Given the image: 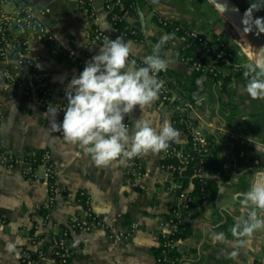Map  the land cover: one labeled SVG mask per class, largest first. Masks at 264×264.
Returning <instances> with one entry per match:
<instances>
[{
  "label": "crops",
  "instance_id": "0c3cea01",
  "mask_svg": "<svg viewBox=\"0 0 264 264\" xmlns=\"http://www.w3.org/2000/svg\"><path fill=\"white\" fill-rule=\"evenodd\" d=\"M240 1L245 11L251 0ZM28 2L65 52L53 55L46 43L29 41L28 57L34 60L37 74L61 98H66L70 78L83 69L106 36H121L129 42V59L136 66L160 43L159 54L168 66L157 73L158 79L191 103L187 114L212 145L213 158L232 170L230 178L224 179L219 171L206 167L204 176L216 181L217 191L212 200L196 197L191 233L179 244V264H264V227L244 235L232 231L250 210L234 194L264 181V98H251L244 91L245 72L229 67L228 59L219 62L212 58L219 64L217 69L230 77L225 89L209 73L198 75L183 60L190 52L215 56L220 41L234 51L236 65L247 64L250 58L237 43L247 46L248 42L223 13L210 0H141L135 7L121 6L118 17L137 30L140 38L135 39L114 27L104 0H93V20L77 0ZM254 16H264V8L254 10ZM159 18L195 30L208 46L192 48L189 39L162 26ZM165 36L168 38L162 41ZM6 68L0 60V159L10 154L14 162L0 163V264H21V253L33 250V235L47 245L49 232L75 216L86 228L71 231V264H154L169 229L167 213L175 202L173 176L161 164L165 150L97 165L83 147L52 130L50 117L43 115L46 110L30 93L4 81ZM177 105L179 102H166L158 95L142 108L135 106L124 122L131 128L143 116L159 127L168 118L180 131L179 141L170 142L168 148L183 147L188 134L175 120ZM62 118L58 111L56 120ZM43 152L48 154L52 170L49 177L44 163L26 161ZM81 193L88 209L78 199ZM88 211L103 226L96 225ZM258 215L264 216V210H258ZM220 232L223 239H213ZM9 242L15 243L14 249L7 248Z\"/></svg>",
  "mask_w": 264,
  "mask_h": 264
},
{
  "label": "clouds",
  "instance_id": "9594fccd",
  "mask_svg": "<svg viewBox=\"0 0 264 264\" xmlns=\"http://www.w3.org/2000/svg\"><path fill=\"white\" fill-rule=\"evenodd\" d=\"M264 8V0H251L240 19L244 33H264V16H254V10ZM239 27V26H238ZM168 37L162 38L166 40ZM160 43L153 52L142 58L140 66L130 60L131 46L121 36L105 37L98 50L86 62L78 74L65 86L67 103L63 118L56 120L59 107L49 104L43 113L50 117L51 128L69 142L79 144L91 155L97 165L109 163L113 158H132L142 153L166 150L170 142H178L180 131L168 118L159 127L151 119L140 116L130 128L124 121L135 106L142 108L158 98L163 82L157 73L165 70L168 61L159 54ZM37 67H41L37 64ZM244 91L251 98H264V65L260 60L249 65ZM248 210L247 218H240L232 227L237 235L251 234L264 227V181L254 182L244 192H236L234 198ZM224 233H216L213 239H223ZM9 242L7 248H15Z\"/></svg>",
  "mask_w": 264,
  "mask_h": 264
},
{
  "label": "built area",
  "instance_id": "2783aa9c",
  "mask_svg": "<svg viewBox=\"0 0 264 264\" xmlns=\"http://www.w3.org/2000/svg\"><path fill=\"white\" fill-rule=\"evenodd\" d=\"M77 2L82 11L93 20V0H77ZM104 3L107 13H111L115 6H122V0H104ZM113 18L118 19L119 17L114 15ZM158 22L175 32H178L180 29L179 25L170 23L166 19L159 18ZM183 35L195 47L208 46V42L204 37L195 30H185ZM31 39H37L46 43L53 55L65 54L56 36L47 30L41 17L32 10L28 0H0V60L7 65L3 74L4 81L13 88L30 93L32 98L45 110L49 104H54L63 113L65 98L56 95L54 89L48 84L46 79L37 74L34 60L28 57L29 41ZM219 46L225 47V44L219 42ZM214 54L215 60L223 58L221 51H215ZM231 57L232 54L228 53L224 59ZM183 60L195 71L205 73L211 72L214 67L217 68L219 65H204L192 56H185ZM10 63L14 65L13 71L8 68V64ZM159 95L163 101L170 103L174 101L179 102V105L176 106L177 113L175 120L179 124L186 126V133L191 136V145L188 150L168 148L164 151V157L176 155L182 162L187 163L193 153L199 154L200 158L193 168V173L198 175L200 180L206 184L207 178L204 176L206 164L204 161L213 156L211 151L205 146L206 139L202 130L194 124L187 114V111L192 107L191 103L183 101L178 94L171 91L165 85L160 89ZM26 161L29 163H44L45 175L47 177L51 176L52 170L48 163V154L46 152L38 155L32 154L30 155V159H26ZM1 162L11 165L14 162V158L12 155L6 154L3 159H0ZM166 169L171 173L169 166ZM172 189L175 194V202L172 203L166 217L169 229L162 237L154 264H179L178 252L182 239L175 236L179 229V218L183 212L189 211L191 203L196 199L190 192V187H183L177 180H173ZM81 194L83 196V193ZM88 215L90 216L89 213ZM90 218L95 221L96 225L103 226L95 217L90 216ZM76 227L83 230L86 228L82 222L75 218L71 226L69 225L62 229L52 239L51 247L47 248V250L42 249L43 244L38 237H32L30 241L33 250L23 251L20 255V262L22 264H71L70 259H72L73 248L68 234Z\"/></svg>",
  "mask_w": 264,
  "mask_h": 264
},
{
  "label": "trees",
  "instance_id": "16d2710c",
  "mask_svg": "<svg viewBox=\"0 0 264 264\" xmlns=\"http://www.w3.org/2000/svg\"><path fill=\"white\" fill-rule=\"evenodd\" d=\"M141 2V0H122V6L124 7H135L136 5H138ZM121 6H115L113 8V10L111 11V13H108L114 27H116V29H118L119 31L125 33L127 36L133 37L135 39H139V35L138 32L135 28L131 27L130 25H128L127 23H125L123 20L121 19H114L113 16L114 15H119V8ZM178 25V24H177ZM185 31V29H183L182 27H180L178 33L179 34H183ZM264 35V33H263ZM219 42H217V45L215 46V51H221L222 52V57L221 59H219V62H224L226 61V59H224L225 56L228 55V53L232 54V57L228 59V66L232 67V69H236V70H241V71H248L249 69V65L251 64H245V65H236L237 62V56L235 55L234 51L228 49L227 47H220L219 46ZM192 48H194L193 45H191ZM187 56H192L193 58L197 59L198 61H200L202 64H215V62L213 61V57H215L214 55L210 54L206 57H199L198 56V52H190L189 55ZM253 65V64H252ZM254 66V65H253ZM8 68L13 71L14 70V65L13 63L8 64ZM196 73L199 75L200 73H203L201 71H196ZM209 74L213 77L214 81H220L221 82V86L223 89L226 88V84L228 83L230 77L228 75H224L219 69H217L216 67L213 68V70L211 72H209ZM67 103V100L65 98V104ZM183 127V129L187 132V127L184 125H181ZM191 145V136L188 135V141L186 143L185 146L183 147H178V148H182L183 150H188L189 147ZM205 146L207 147V149L209 151H211L212 153V145L210 144L209 141H205ZM200 158V155L197 153H193L191 155V159L187 162L184 163L181 161V159L179 157H177L176 155H171L168 157H163L161 160V164L164 168H166L167 166H169V170L171 171V175L173 176V180H177L179 181L183 187H187L190 186V192L197 198H199L201 201L204 199H210L212 200L215 196V193L217 191V183L214 180H207V183L204 184L201 180L200 177L196 174L193 173V168L197 162V160ZM27 159H30V156L27 157ZM205 164L206 167L212 169V170H216L219 171L221 176L224 179H228L230 178L231 175V168L230 167H225L220 161H218L217 159L212 158H207L205 159ZM35 164V163H32ZM174 167V168H172ZM49 192H52V186L50 184L49 187ZM78 199L81 201L82 205L88 209V206L86 205V201L84 196L82 195H78ZM197 201L194 200L191 205H190V209L189 211L183 212L179 218V229L176 232L175 236L177 238L180 239H184L186 238L190 233V223L192 221V219L195 216V208L197 207ZM91 217H95V215L91 212L88 211ZM74 231L77 232H82L83 229L81 228H75ZM69 236H71V232H69L68 234ZM37 237V236H35ZM45 246H47L46 244L42 245V249H45ZM35 257V256H33ZM69 261V259H68ZM71 261V259H70ZM22 264V263H21ZM253 264H260L259 262H254Z\"/></svg>",
  "mask_w": 264,
  "mask_h": 264
},
{
  "label": "water",
  "instance_id": "95a60500",
  "mask_svg": "<svg viewBox=\"0 0 264 264\" xmlns=\"http://www.w3.org/2000/svg\"><path fill=\"white\" fill-rule=\"evenodd\" d=\"M230 21H233L234 24L242 31V26H240V19L243 14V10L237 5L234 0H210ZM243 32V31H242ZM247 36V39L251 38L254 41L255 47L251 43L250 51L251 58L247 61V64H253L254 61L258 59L259 54H262L264 58V35L263 33L255 34V32L244 33ZM248 42V46L250 44ZM256 48V49H255Z\"/></svg>",
  "mask_w": 264,
  "mask_h": 264
},
{
  "label": "rangeland",
  "instance_id": "374dc122",
  "mask_svg": "<svg viewBox=\"0 0 264 264\" xmlns=\"http://www.w3.org/2000/svg\"><path fill=\"white\" fill-rule=\"evenodd\" d=\"M236 3H237V5L240 7V8H245L244 7V4L240 1V0H234ZM247 40V39H246ZM248 42H250V40H247ZM250 45V47H251V43L249 44ZM248 46V45H247ZM247 46H245L246 48H247ZM248 51H249V54H248V58H251V51H250V48L248 49ZM75 218H77V216H75V217H71L68 221H67V223H66V225L65 226H58L57 227V229L55 228L54 229V231L52 230V231H50L49 232V239H48V241H47V246H45V249L47 250V248H49V247H51V241H52V239L53 238H55L58 234H59V232L62 230V229H64L65 227H67V226H71L72 225V222H73V220L75 219ZM78 219V218H77ZM37 236V235H36ZM33 238L35 237V235H33L32 236ZM31 237V238H32ZM38 237V236H37ZM70 237V236H69ZM70 239V242H71V238H69ZM45 243H43V245H44Z\"/></svg>",
  "mask_w": 264,
  "mask_h": 264
},
{
  "label": "bare ground",
  "instance_id": "6f19581e",
  "mask_svg": "<svg viewBox=\"0 0 264 264\" xmlns=\"http://www.w3.org/2000/svg\"><path fill=\"white\" fill-rule=\"evenodd\" d=\"M212 1H214L215 2V0H212ZM230 22H231V24L237 29V32L239 31V33L244 37V39H247V36L244 34V32H242L235 24H234V22L233 21H231L230 20ZM243 39V38H242ZM250 39V42L253 44V46L255 47V44H254V41L251 39V38H249ZM248 40V39H247ZM248 42V41H247ZM249 42V43H250ZM238 45H239V47L242 49V51H244V53H245V55L246 56H248V54H249V51H248V49L250 48V45L248 46V48H246L244 45H241V44H239V43H237ZM245 44H246V42H245ZM234 45H235V43H234ZM233 46V45H232ZM256 49V48H255ZM258 60H260L261 61V63H262V65H264V58H263V56H262V54H259V56H258Z\"/></svg>",
  "mask_w": 264,
  "mask_h": 264
}]
</instances>
